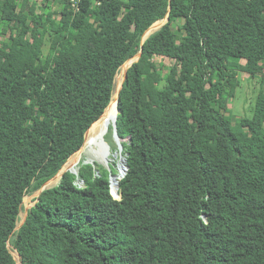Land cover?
<instances>
[{
	"label": "trees",
	"instance_id": "trees-1",
	"mask_svg": "<svg viewBox=\"0 0 264 264\" xmlns=\"http://www.w3.org/2000/svg\"><path fill=\"white\" fill-rule=\"evenodd\" d=\"M49 3L0 0V264H18L9 245L22 264H264V0ZM141 51L118 106L121 199L110 171L85 164L16 230L24 198L85 147ZM242 61L257 63L262 91L237 130Z\"/></svg>",
	"mask_w": 264,
	"mask_h": 264
},
{
	"label": "rangeland",
	"instance_id": "rangeland-1",
	"mask_svg": "<svg viewBox=\"0 0 264 264\" xmlns=\"http://www.w3.org/2000/svg\"><path fill=\"white\" fill-rule=\"evenodd\" d=\"M44 1L45 0H30L31 3L38 4L39 7L43 5ZM49 1H50L49 4L50 5L52 4V6L55 9H57L56 6L58 5V0H55V1L49 0ZM38 12H40V11H38ZM175 28L177 29V27H175ZM150 63H151L150 65L153 69H160L162 71V74L167 75L171 78L178 74L179 64L175 60L168 59V58L155 57L154 59H152L150 61ZM242 64L247 67V72L240 74V76H239L240 84L238 87L233 88L235 96L233 97L232 100H230L228 102V107L233 111V114L236 117L235 128L237 130H241V127L239 125L240 119L251 118L253 116L256 99H257L258 95L260 94V92L262 91L261 84H260V75L256 74L257 63L253 62V61L252 62L242 61ZM115 90H116V82H115ZM115 103H116V100L113 99V102L111 103L110 107L106 111V114H108L107 117L109 118L108 121H110L107 126H111V128H113V123H112L111 119H113L112 115L114 113V110L112 111L111 109ZM114 109H115V107H114ZM109 133H110V131L107 132V128H106L104 135H103V138H100V136H99V143H101L102 146L106 149L105 155L103 156V158L101 155V160L104 162L101 163V162H98L96 160L95 161H93V160L88 161L89 158L84 155L83 160L80 163L78 170L76 172L78 175H79V171H80L81 166L85 165L86 163L94 165L96 175L101 174V172H102L101 168H105L106 170L110 171L111 174L112 173L116 174V172H117L116 165L118 163V160L114 159V156L118 152L119 147L117 145L118 143H117L116 139H114L115 137L114 138H113V136L108 137ZM122 154H124V152H122ZM77 156H74L72 159H75V158L77 159ZM123 156L125 157V155H123ZM113 159H114V162H111L110 160H113ZM69 161L63 167L61 173H63V171L67 167ZM79 161H80V159L77 160L76 162H74L73 165L77 164V162H79ZM119 161H120V159H119ZM66 171H72V170L70 168L69 169L66 168ZM56 181H58V179L50 181L46 185V187H47L46 190L57 186L59 184L60 180L57 183H56ZM81 185H83L82 182H81ZM39 194H40V192H36L34 194L27 195L24 198L23 205H22V211L20 213V219H19L17 228L21 227V225L25 222L30 209L37 202ZM10 249H11V252L14 254V257L16 258V260H18V258L15 256V252L17 253V251L13 250L11 245H10Z\"/></svg>",
	"mask_w": 264,
	"mask_h": 264
},
{
	"label": "bare ground",
	"instance_id": "bare-ground-1",
	"mask_svg": "<svg viewBox=\"0 0 264 264\" xmlns=\"http://www.w3.org/2000/svg\"><path fill=\"white\" fill-rule=\"evenodd\" d=\"M166 21L164 22H160L158 24H156L154 26V28L152 29V32L156 31L157 29H159L163 23H165ZM131 65V61L130 63H126L121 69H120V72L118 73L117 77H116V90H115V93H114V96H113V99L116 100V106H115V109H114V113L112 115V118L111 121L112 123L114 124L116 122V119H117V116H118V96H119V93L121 92L122 90V86H123V83L125 81V77H126V71L127 69L130 67ZM111 104V103H110ZM107 111V109H106ZM108 114H106V112L103 114V116L100 118V120H98L86 133V143H85V147L83 148V150L79 153H77L75 156H77V159H70L68 165L66 168H70L72 171L74 172H77L78 170V167L80 165V163L82 162L83 160V156L85 155L86 157H88V161L89 160H93V161H98V162H101L103 163L104 161L101 160V154L97 152V144L99 143V136H100V133H101V128H102V125L104 122H110L108 121ZM116 141H117V145L119 147V150L118 152L115 154L114 156V159H117L118 160V163L116 165V169H117V172L116 174L112 173L111 176H110V180H111V183H112V189L113 190V194L116 195L117 193V190H118V180L121 179V178H124V176L126 175V169H127V165H126V158L123 156L124 154H122V152H124V148H123V140L122 139H119V138H115ZM103 158V156H102ZM79 162H77V164H74V162H76L77 160H79ZM114 159L113 160H110L111 162H114ZM120 159V161H119ZM87 161V162H88ZM88 164V163H86ZM95 164V163H94ZM66 168L65 170L63 171V173L66 172ZM60 174V176L57 178L58 181L61 179L62 177V174ZM56 181V183L58 182ZM55 185V184H54ZM15 256L18 258V254L15 252ZM19 259V258H18Z\"/></svg>",
	"mask_w": 264,
	"mask_h": 264
},
{
	"label": "water",
	"instance_id": "water-1",
	"mask_svg": "<svg viewBox=\"0 0 264 264\" xmlns=\"http://www.w3.org/2000/svg\"><path fill=\"white\" fill-rule=\"evenodd\" d=\"M169 15H167L163 20H160V21H158V22H156L155 24H153L147 31H146V33L144 34V36H143V38H142V44H144V42L152 35V34H154V33H156L157 31H159L162 27H164L166 24H168L169 23ZM164 21H166L165 23H163L162 24V26L159 28V29H157L156 31H154V32H152V29L154 28V26L156 25V24H158V23H160V22H164ZM141 55H142V51L137 55V56H135L134 58H132L131 60H129V61H127V62H130L131 61V65H130V67H132V65L133 64H135V63H137L139 60H140V58H141ZM126 62V63H127ZM125 63V64H126ZM124 64V65H125ZM123 65V66H124ZM122 66V67H123ZM121 67V68H122ZM129 67V68H130ZM120 68V69H121ZM129 68L127 69V71H126V77H125V81H126V79L128 78V70H129ZM124 81V82H125ZM124 84V83H123ZM122 88H123V86H122ZM119 102H120V93H119V96H118V106H119ZM118 111H119V109H118ZM119 114V113H118ZM117 118H118V116H117ZM86 136V135H85ZM119 138L120 139V137H119V135H118V130H117V119H116V122L113 124V138ZM114 138V139H115ZM130 139V138H129ZM126 158V157H125ZM126 165H127V158H126ZM128 170H129V167H128V165H127V169H126V175H127V173H128ZM62 171V170H61ZM61 171L59 172V174L58 175H60V173H61ZM67 172H71V173H73V174H76L77 175V173L76 172H74V171H66L65 173H67ZM65 173H63L62 174V177H61V179H60V182L62 181V179L64 178V176H65ZM58 175L57 176H55L53 179H51L50 181H52V180H55L57 177H58ZM125 175V176H126ZM125 176H124V178H125ZM123 178V179H124ZM49 181V182H50ZM49 182H47L43 187H42V189L39 191L40 192V194H39V196H38V199H37V202L35 203V205L39 202V197L41 196V194L47 189V187H46V185L49 183ZM59 182V183H60ZM111 182V181H110ZM82 183L84 184V181H82ZM81 187H82V185H81ZM119 189H120V182L118 183V190H117V193H116V195H114L113 193H112V190H111V194H112V196L115 198V199H117V197H118V200H120L121 199V196H120V194H119ZM34 205V206H35ZM33 206V207H34ZM28 216V215H27ZM27 219V218H26ZM205 219H206V217H205ZM26 221V220H25ZM25 223V222H24ZM23 223V224H24ZM23 224L21 225V227L23 226ZM21 227H19V228H17L16 230H19ZM9 248H10V245H9ZM12 253V252H11ZM18 254V253H17ZM12 255L14 256V254L12 253ZM18 260H16V258L14 257V259L18 262V264H22V262H21V257H20V255L18 254Z\"/></svg>",
	"mask_w": 264,
	"mask_h": 264
},
{
	"label": "built area",
	"instance_id": "built-area-1",
	"mask_svg": "<svg viewBox=\"0 0 264 264\" xmlns=\"http://www.w3.org/2000/svg\"><path fill=\"white\" fill-rule=\"evenodd\" d=\"M72 1V4H73V7L78 10V1L79 0H71Z\"/></svg>",
	"mask_w": 264,
	"mask_h": 264
},
{
	"label": "clouds",
	"instance_id": "clouds-1",
	"mask_svg": "<svg viewBox=\"0 0 264 264\" xmlns=\"http://www.w3.org/2000/svg\"><path fill=\"white\" fill-rule=\"evenodd\" d=\"M72 174H73V173H72ZM75 175H76V174H75ZM77 175H78V174H77ZM81 182H82V181L79 182V186H80V187H81ZM110 183H111V182H110ZM83 185H84V184H83ZM83 185H82V187H83Z\"/></svg>",
	"mask_w": 264,
	"mask_h": 264
}]
</instances>
